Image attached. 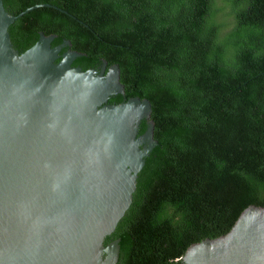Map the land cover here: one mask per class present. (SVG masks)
<instances>
[{
  "label": "trees",
  "instance_id": "1",
  "mask_svg": "<svg viewBox=\"0 0 264 264\" xmlns=\"http://www.w3.org/2000/svg\"><path fill=\"white\" fill-rule=\"evenodd\" d=\"M23 53L39 35L118 69L124 100L145 99L153 147L139 170L116 264H180L192 244L264 206V0H1ZM39 34V35H38ZM104 71V72H105Z\"/></svg>",
  "mask_w": 264,
  "mask_h": 264
},
{
  "label": "water",
  "instance_id": "2",
  "mask_svg": "<svg viewBox=\"0 0 264 264\" xmlns=\"http://www.w3.org/2000/svg\"><path fill=\"white\" fill-rule=\"evenodd\" d=\"M0 0V264H116L132 245L109 235L150 154V104L124 100L115 65L38 34L18 54ZM105 71V72H104ZM180 264H264V206L190 245Z\"/></svg>",
  "mask_w": 264,
  "mask_h": 264
}]
</instances>
